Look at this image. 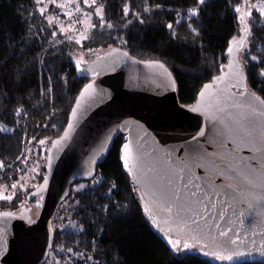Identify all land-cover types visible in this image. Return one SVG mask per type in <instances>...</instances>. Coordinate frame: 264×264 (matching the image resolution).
<instances>
[{
	"label": "trees",
	"instance_id": "obj_1",
	"mask_svg": "<svg viewBox=\"0 0 264 264\" xmlns=\"http://www.w3.org/2000/svg\"><path fill=\"white\" fill-rule=\"evenodd\" d=\"M77 2L88 14H84L88 38L82 40L83 47L75 44L82 37L72 36L69 27L61 31L60 23L73 25L65 12L59 10V21L49 17L56 10L41 13L46 4L59 9L50 0H0V185L6 188L25 174V159L35 153L39 141L50 145L65 127L66 113L88 82L77 77L76 61H90L115 47L141 61H161L173 75L180 104L190 106L201 87L225 65L229 42L239 37L240 14L234 8L243 10V4L250 3L211 0L205 7L196 0H96L97 6L104 5L105 24L100 28L96 7ZM146 8L151 11L145 12ZM193 8L202 11L190 17ZM246 22L250 31L238 53L241 64L246 50L264 56V19L251 10ZM89 24L97 27L91 29ZM257 94L264 97V92ZM18 109L22 119L15 117ZM122 135L96 167L95 181L71 184L52 221L54 243L49 254L58 251L60 264H216L199 254L198 247L182 254L170 250L143 212V201L123 167ZM32 190L17 191L12 200L0 199V210L17 211Z\"/></svg>",
	"mask_w": 264,
	"mask_h": 264
},
{
	"label": "snow or ice",
	"instance_id": "obj_2",
	"mask_svg": "<svg viewBox=\"0 0 264 264\" xmlns=\"http://www.w3.org/2000/svg\"><path fill=\"white\" fill-rule=\"evenodd\" d=\"M37 2L40 3L41 0ZM210 2L211 0H196L198 5L205 7ZM50 3L56 4V0H50ZM84 3L88 8L96 7L95 15L99 18V27L103 28L104 5L97 6L96 0H84ZM56 6L64 7L60 4ZM258 10L260 16L264 17V6ZM40 11L43 14L42 8ZM144 11L148 12L151 9L146 8ZM200 11L202 9L193 8L189 15L195 17ZM233 11L240 14L237 22L241 31H249L245 26V17L251 16L247 2L243 10L238 6ZM123 13L127 16L129 9L125 7ZM73 23L83 22L76 18ZM88 27L95 29L97 26L89 24ZM108 27L111 28L112 25L108 24ZM167 28L171 30L172 24H167ZM51 34L55 36L56 33L53 31ZM87 38L75 40V44L83 47L82 40ZM233 44L236 45V51L243 48V42L233 37L227 48L229 57L233 56ZM88 51L94 49L88 48ZM128 55V52L123 53L124 57ZM243 60L244 63L237 64L235 59H229L226 65L228 71L225 73L223 67L219 68L222 74L217 76L212 84H205L203 86L205 91L199 92V96L203 98L206 92H211L216 86L215 111L224 113L227 109L235 110L228 111L227 117L213 114L212 128L208 134L199 130L198 136L194 135L191 140L173 146L160 156L157 149L149 150L146 147L147 131L142 129L143 134H138L135 138L139 151L133 156V140L122 135L125 131L131 134L132 129L128 126L127 120L122 124L117 122L116 127L122 139L127 140L121 145L123 167L139 185L140 200H147L143 204V212L149 220L166 212L176 226L173 229L169 225L168 232L165 233L167 245L174 254H180L181 250L184 252L197 250L195 246L199 245L201 249L199 254L208 257L211 252L214 261H233L237 257L250 255L246 248V238L241 239L235 225L239 221L237 209L240 204H247L249 209L256 207L257 204L264 207V97L257 95V92H264V56L252 55L250 50H246ZM81 63L76 61L74 67L80 70ZM147 67L167 71L161 62L148 64ZM84 71L99 74L92 68ZM163 83L161 80L162 85ZM230 89H235V92ZM94 90L93 83L83 84L82 90L75 98V106L70 107V111L66 113L63 135L51 141L53 149L62 146L63 141L74 139L72 134L79 123L78 110L81 109L82 101ZM92 102L99 101L93 97ZM191 111L201 112V105L198 103ZM15 117L22 119V111L18 109ZM39 143L43 145L45 141L40 140ZM98 143L102 145L103 141L98 140ZM245 150L250 154L244 155ZM178 153L182 154L177 155ZM130 158L133 161L131 165ZM148 161L151 163L148 164L147 171H144ZM197 170H202L201 174H198ZM86 175L92 181L96 180V174L91 168L87 170ZM16 187L15 183L11 185L12 189ZM79 188L84 189L85 185L81 184ZM0 199L12 200L13 197L0 196ZM112 207L116 208L117 205L113 204ZM3 215L9 216L10 213ZM168 223L169 221L165 220V224ZM173 231L175 236L170 235ZM250 243L255 245L254 240ZM259 251L264 255V243L260 245Z\"/></svg>",
	"mask_w": 264,
	"mask_h": 264
},
{
	"label": "water",
	"instance_id": "obj_3",
	"mask_svg": "<svg viewBox=\"0 0 264 264\" xmlns=\"http://www.w3.org/2000/svg\"><path fill=\"white\" fill-rule=\"evenodd\" d=\"M248 6L250 7L249 4ZM244 7L245 3L243 9ZM249 10L251 11V8ZM245 26L250 31L246 17ZM249 31H240L237 38L243 42V47ZM232 47L234 49L232 57L228 56L226 50L227 61L223 66L225 73L228 71L226 65L229 59H235L237 64H241L238 53L243 48L236 51V45L233 44ZM124 52L128 51L115 47L90 61L79 60L82 63L80 70L76 69L77 77L87 79V83H93L95 90L86 96L82 101L81 109L78 110L79 123L72 134L74 139L63 141L58 149H53L50 142L45 154L42 179L26 195L23 205L17 211L0 210V264H44L47 261L54 243L52 221L57 209L69 195L71 184L90 181L91 179L86 175L89 168L96 174V167L105 160L114 140L121 134L116 127L118 121L122 124L127 120L128 126L132 129L131 134L125 131L123 135L133 140V156L139 151L135 138L138 134H143L142 129L147 131L146 147L149 150L157 149L159 155L163 156L173 146L191 140L194 135L198 136L199 130L208 134L209 129L212 128L213 114L227 117L228 111H235L234 109H227L224 113L215 111L216 86L211 92H206L203 98L199 96V92L205 91L203 86L212 84L215 78L222 74L221 72L201 87L193 104L184 106L179 102L173 75L163 62L141 61L130 54L124 57ZM155 62L163 63L167 71L147 67L148 64ZM88 68L95 69L99 74L84 71ZM161 80L164 81L163 85ZM230 91L235 92V89ZM93 97L99 102L93 103ZM198 103L202 111L192 112L191 108ZM74 106L75 99L71 107ZM62 135L63 132L52 141ZM200 139L203 140V137ZM98 140L103 141V144H99ZM243 154L250 153L245 150ZM120 156L122 158L121 146ZM132 163L130 158L129 164ZM150 163L151 161L146 162L144 171H147ZM197 172L201 174L202 170ZM131 179L141 195L139 185L135 183L133 177ZM31 202L37 210L35 216ZM146 202L147 200H144L143 204ZM4 213L10 215L5 216ZM237 216L239 221L235 228L240 233L241 239L246 238V248L250 255L237 257L233 261H214V263L264 264V255L259 251L260 245L264 243V207L257 204L256 207L249 209L247 204H240ZM165 220L169 223L165 224ZM150 222L165 241V233L168 232L169 225L173 229L176 227L166 212L155 216ZM170 235L175 236V231ZM253 240L255 245L250 243ZM195 247L201 250L199 245ZM182 253L183 250L180 254ZM208 258L212 259L211 252Z\"/></svg>",
	"mask_w": 264,
	"mask_h": 264
},
{
	"label": "rangeland",
	"instance_id": "obj_4",
	"mask_svg": "<svg viewBox=\"0 0 264 264\" xmlns=\"http://www.w3.org/2000/svg\"><path fill=\"white\" fill-rule=\"evenodd\" d=\"M249 2H250L249 5H250L251 10H254L260 15L258 9L261 6H264V0H249ZM56 4L64 5V7L55 9V8H50L49 4H46L42 9L44 11L56 10L55 12L51 11L49 15L50 19H53V20L59 21L61 19L59 16H56L59 13V10L60 12H65L66 15L70 13L71 15L70 16L67 15V18H69L72 23L76 18H79L83 23L81 24L73 23V25L71 23H68L67 25L60 23V26L61 28H63V30H68V27H69V29L72 31L70 33L72 36H76L79 38L84 37L86 34V30H87V17L84 16L86 10L82 9L81 7H78L80 5L77 2V0H61L60 2ZM56 4H53V5H56ZM77 8H79V11H77ZM262 18L264 19V17ZM75 27L78 29H75ZM48 147L49 145L46 141L43 145L38 143L37 147L35 148V153L31 156L26 157L25 159V164H24V169H23V171H25V174L22 175L21 179H19L15 183L17 187L15 189H12L11 186L9 188H6L5 186L0 185V196L14 197L17 191H26L27 189H34L37 186L36 184H38L39 181H41L43 173H44L45 154H46ZM23 203H21V206L23 205ZM31 207H32L33 215L35 216L37 213V210L34 208L33 204H31ZM56 213H59V212H56ZM58 216H60V214H58ZM52 228H53V225H52ZM57 254H58V251L57 252L53 251V253L49 254L48 255L49 261H47V264H60L59 262L61 260L57 258L56 256Z\"/></svg>",
	"mask_w": 264,
	"mask_h": 264
}]
</instances>
